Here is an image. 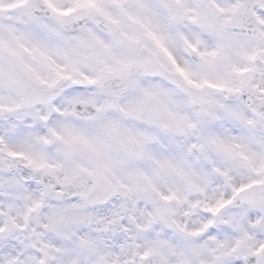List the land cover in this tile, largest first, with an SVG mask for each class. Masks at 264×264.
<instances>
[{
    "label": "snow or ice",
    "instance_id": "snow-or-ice-1",
    "mask_svg": "<svg viewBox=\"0 0 264 264\" xmlns=\"http://www.w3.org/2000/svg\"><path fill=\"white\" fill-rule=\"evenodd\" d=\"M0 264H264V0H0Z\"/></svg>",
    "mask_w": 264,
    "mask_h": 264
}]
</instances>
